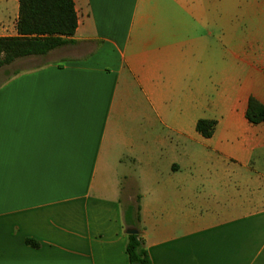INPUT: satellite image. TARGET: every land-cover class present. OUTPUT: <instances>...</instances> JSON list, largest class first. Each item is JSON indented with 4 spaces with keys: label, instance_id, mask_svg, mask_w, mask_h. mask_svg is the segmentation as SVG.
Instances as JSON below:
<instances>
[{
    "label": "crops",
    "instance_id": "crops-1",
    "mask_svg": "<svg viewBox=\"0 0 264 264\" xmlns=\"http://www.w3.org/2000/svg\"><path fill=\"white\" fill-rule=\"evenodd\" d=\"M73 3L71 43L0 70V264H128L129 228L152 264H264L254 33L224 59L212 0ZM17 17L0 0V36Z\"/></svg>",
    "mask_w": 264,
    "mask_h": 264
},
{
    "label": "trees",
    "instance_id": "trees-1",
    "mask_svg": "<svg viewBox=\"0 0 264 264\" xmlns=\"http://www.w3.org/2000/svg\"><path fill=\"white\" fill-rule=\"evenodd\" d=\"M77 26L73 0H18L17 35L0 36V68L13 60L28 56L42 55L56 47L71 43L70 37ZM245 117L248 122H264V103L253 96L247 101ZM214 120L199 119L196 130L204 137H210ZM129 206L124 212L126 224L137 227L140 220L138 204ZM36 245L32 239L27 240ZM125 251L128 264H152L143 246L140 234H128Z\"/></svg>",
    "mask_w": 264,
    "mask_h": 264
},
{
    "label": "rangeland",
    "instance_id": "rangeland-1",
    "mask_svg": "<svg viewBox=\"0 0 264 264\" xmlns=\"http://www.w3.org/2000/svg\"><path fill=\"white\" fill-rule=\"evenodd\" d=\"M206 14L217 16L216 24H207L206 28L223 31L224 59L228 56L230 42L243 39L251 32L255 51L264 54V0H212ZM6 69V65L0 68L1 71Z\"/></svg>",
    "mask_w": 264,
    "mask_h": 264
},
{
    "label": "water",
    "instance_id": "water-1",
    "mask_svg": "<svg viewBox=\"0 0 264 264\" xmlns=\"http://www.w3.org/2000/svg\"><path fill=\"white\" fill-rule=\"evenodd\" d=\"M126 232L127 234H137L138 230L136 228H129Z\"/></svg>",
    "mask_w": 264,
    "mask_h": 264
}]
</instances>
